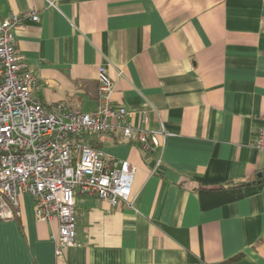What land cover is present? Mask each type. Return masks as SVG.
I'll use <instances>...</instances> for the list:
<instances>
[{
	"label": "crops",
	"instance_id": "0c3cea01",
	"mask_svg": "<svg viewBox=\"0 0 264 264\" xmlns=\"http://www.w3.org/2000/svg\"><path fill=\"white\" fill-rule=\"evenodd\" d=\"M28 10L16 48L40 104L93 111L102 67L159 147L90 141L134 167L133 208L76 194L56 257L26 194L0 264H264V0H0L2 19Z\"/></svg>",
	"mask_w": 264,
	"mask_h": 264
},
{
	"label": "built area",
	"instance_id": "2783aa9c",
	"mask_svg": "<svg viewBox=\"0 0 264 264\" xmlns=\"http://www.w3.org/2000/svg\"><path fill=\"white\" fill-rule=\"evenodd\" d=\"M25 21L37 22L32 10L0 18V221L21 217V198L31 196L38 222L57 223L52 235L60 257L76 245L75 196L106 201L112 207L130 200L134 167L91 146L102 136L119 132L123 140L144 148L159 147L153 133L133 125L131 113L112 103L115 84L104 68L97 72L98 97L91 112L46 109L34 95L36 78L16 48V33ZM141 117V123L144 122ZM264 153V129L254 139Z\"/></svg>",
	"mask_w": 264,
	"mask_h": 264
},
{
	"label": "trees",
	"instance_id": "16d2710c",
	"mask_svg": "<svg viewBox=\"0 0 264 264\" xmlns=\"http://www.w3.org/2000/svg\"><path fill=\"white\" fill-rule=\"evenodd\" d=\"M232 186H234V185L231 184V185L221 186V188H222V187H232Z\"/></svg>",
	"mask_w": 264,
	"mask_h": 264
},
{
	"label": "water",
	"instance_id": "95a60500",
	"mask_svg": "<svg viewBox=\"0 0 264 264\" xmlns=\"http://www.w3.org/2000/svg\"><path fill=\"white\" fill-rule=\"evenodd\" d=\"M262 177L264 178V172L259 176V178H261V179H262ZM263 181H264V179H263Z\"/></svg>",
	"mask_w": 264,
	"mask_h": 264
}]
</instances>
